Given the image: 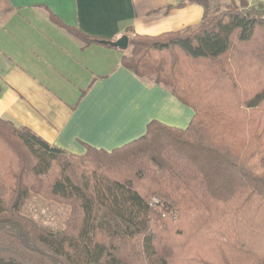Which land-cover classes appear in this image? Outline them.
<instances>
[{
  "label": "trees",
  "instance_id": "16d2710c",
  "mask_svg": "<svg viewBox=\"0 0 264 264\" xmlns=\"http://www.w3.org/2000/svg\"><path fill=\"white\" fill-rule=\"evenodd\" d=\"M186 3L199 24L132 34L120 61L192 108L185 129L75 156L0 119V264H264V4ZM30 194L66 207L63 227L23 217Z\"/></svg>",
  "mask_w": 264,
  "mask_h": 264
},
{
  "label": "crops",
  "instance_id": "0c3cea01",
  "mask_svg": "<svg viewBox=\"0 0 264 264\" xmlns=\"http://www.w3.org/2000/svg\"><path fill=\"white\" fill-rule=\"evenodd\" d=\"M50 13L84 35L112 42L196 26L203 10L186 0H0L1 120L75 156L87 147L120 148L141 137L151 121L189 125L192 108L122 67L123 51L85 45Z\"/></svg>",
  "mask_w": 264,
  "mask_h": 264
},
{
  "label": "rangeland",
  "instance_id": "374dc122",
  "mask_svg": "<svg viewBox=\"0 0 264 264\" xmlns=\"http://www.w3.org/2000/svg\"><path fill=\"white\" fill-rule=\"evenodd\" d=\"M247 1L249 5H255L258 3L256 0ZM228 4H230V2H228ZM237 4L238 2L235 1V5ZM132 37V34L128 35L129 39ZM67 213L68 209L66 207L44 200L34 194H30L21 212L22 216L26 219H30L39 226L49 229L63 227Z\"/></svg>",
  "mask_w": 264,
  "mask_h": 264
},
{
  "label": "water",
  "instance_id": "95a60500",
  "mask_svg": "<svg viewBox=\"0 0 264 264\" xmlns=\"http://www.w3.org/2000/svg\"><path fill=\"white\" fill-rule=\"evenodd\" d=\"M113 48L119 49L121 51H125L128 48V37L123 35L116 41H112L109 43Z\"/></svg>",
  "mask_w": 264,
  "mask_h": 264
}]
</instances>
